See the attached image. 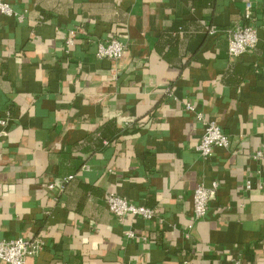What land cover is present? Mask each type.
Segmentation results:
<instances>
[{"label":"crops","instance_id":"1","mask_svg":"<svg viewBox=\"0 0 264 264\" xmlns=\"http://www.w3.org/2000/svg\"><path fill=\"white\" fill-rule=\"evenodd\" d=\"M1 1L20 17L0 12V239H42L25 264H264V0ZM246 3L257 44L231 57ZM208 120L228 145L203 159ZM106 193L155 216L118 219Z\"/></svg>","mask_w":264,"mask_h":264},{"label":"built area","instance_id":"2","mask_svg":"<svg viewBox=\"0 0 264 264\" xmlns=\"http://www.w3.org/2000/svg\"><path fill=\"white\" fill-rule=\"evenodd\" d=\"M0 12L8 16L17 15L15 11L7 4L0 0ZM84 33L81 26H75L68 30L64 45L69 48L74 44L76 37ZM210 33H215L211 30ZM227 36V54L231 57H239L248 50L254 48L257 44V31L252 21L251 5L245 4L242 14V22L229 27L225 30ZM125 42L119 37L106 35L104 39L96 41V57L99 59H109L118 61L122 58L125 52ZM188 110H194L193 106L186 103ZM201 117L200 114L197 115ZM7 117L0 118V126L4 127L7 124ZM1 134V131H0ZM228 145V137L221 130L220 126L213 120H208L205 123L204 132L200 137L198 144L195 147L196 152L206 159L214 148H225ZM260 152L256 153L258 156ZM72 178V175L61 178L57 183H48V188H58L62 190L64 184ZM246 188H251L250 181H246ZM261 187V186H260ZM218 184L213 181L211 185L205 186L198 184L192 192L193 203V218L200 219L204 216L208 202L214 197ZM104 201L108 210L114 214L118 219L123 218L127 214L140 216L145 220H150L155 216V211L144 205H136L127 199L117 196L114 193H106ZM163 221L162 219H159ZM127 237H135L133 232L126 233ZM145 240L144 237L141 238ZM44 242L40 238H23L16 237L10 239H0V260L5 264H25L27 256L36 255L43 248Z\"/></svg>","mask_w":264,"mask_h":264}]
</instances>
